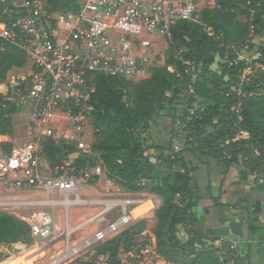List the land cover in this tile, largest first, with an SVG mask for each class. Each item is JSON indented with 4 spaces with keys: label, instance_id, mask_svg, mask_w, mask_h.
<instances>
[{
    "label": "trees",
    "instance_id": "1",
    "mask_svg": "<svg viewBox=\"0 0 264 264\" xmlns=\"http://www.w3.org/2000/svg\"><path fill=\"white\" fill-rule=\"evenodd\" d=\"M50 1L55 9L77 6L74 0ZM1 18L8 20L7 15ZM257 37L261 41L254 43L252 39ZM243 47L252 53L250 63L239 57ZM27 60L23 50L0 40V82L11 68H23ZM214 64L217 69L212 68ZM255 65L258 68L245 76L238 92L244 70H253ZM191 74L196 75L191 83L193 93L188 90ZM89 102L95 135L92 150L98 153L106 176L128 192H147L162 200L154 212L152 230L158 258L171 264H237L194 247L195 241L203 239L193 211L201 195L191 174L196 166L186 153L217 159L224 173L240 167L236 184L246 183L255 173L253 188L264 190V0H216L215 7L199 11L197 22L176 21L167 39L163 65L152 66L148 76L136 81L123 75L96 74ZM194 102L197 108L190 112ZM17 108L21 109L0 106V135L12 133V115ZM159 116H168L181 126L171 131L165 147L150 134ZM243 132L248 137H237ZM40 145L52 171L62 165V156L76 148L51 135H45ZM175 145L180 146L178 151ZM0 149L10 152L12 145ZM83 161L81 157L74 160L77 167ZM253 216H249L248 226L253 235L259 232L262 240L264 229ZM144 224L140 221L105 241L97 247V254H107L111 262H118L120 247L131 249ZM180 225L187 227L185 241L177 236ZM29 241H33L29 225L0 211V244ZM243 243L242 248L249 251L252 241ZM3 258L0 251V261Z\"/></svg>",
    "mask_w": 264,
    "mask_h": 264
},
{
    "label": "built area",
    "instance_id": "2",
    "mask_svg": "<svg viewBox=\"0 0 264 264\" xmlns=\"http://www.w3.org/2000/svg\"><path fill=\"white\" fill-rule=\"evenodd\" d=\"M74 2L75 9H55L50 0H0V40L23 50L31 61L24 74L11 75L5 86L0 84V106L20 107L41 127L48 126L52 115L66 114L68 132L63 137L70 144L78 142V133L83 132V120L92 114L93 106L89 101L96 74L134 78L148 73L151 60L135 54L138 46H148L149 39L153 38L168 39L176 21L197 22L203 7L216 6V0H202L200 7L198 0ZM2 15H7L8 20H3ZM188 70L185 72L189 73ZM190 77L188 90L193 93L191 83L196 75ZM238 86L240 92L242 82ZM196 108L193 104L189 110L192 112ZM237 137L248 135L243 132ZM178 149L174 146L175 151ZM74 152L77 156L72 158H83L82 165L77 167L73 160L57 167L53 173L51 169L47 173L44 170L46 164H41L43 151L40 144L10 152L0 149V185L8 191L35 190L46 196L41 201H0V206L75 204L81 185L91 179L103 180L106 193H110L114 182L106 176L100 158L97 156L96 161L92 157L91 146L79 143ZM55 195L64 199H54ZM116 201L105 209L119 208L112 221L102 226L104 219L96 218L98 227L91 235L76 243H65L46 264H68L93 245L128 228L132 222V210L128 207L138 205L140 200ZM261 218L264 221V217ZM22 220L29 225V236L33 241L52 242L54 220L50 212L38 210ZM240 242L227 238L202 239L195 241L194 247L213 251L220 261L227 257L228 263H234L239 256ZM123 262H111L102 256L89 264H129L127 260Z\"/></svg>",
    "mask_w": 264,
    "mask_h": 264
},
{
    "label": "rangeland",
    "instance_id": "3",
    "mask_svg": "<svg viewBox=\"0 0 264 264\" xmlns=\"http://www.w3.org/2000/svg\"><path fill=\"white\" fill-rule=\"evenodd\" d=\"M199 7L203 5L202 0H198ZM150 44L146 47L138 46L135 51L136 55H144L149 57L151 60L152 66H160L164 64V51L167 46L166 38H153L149 39ZM252 41L254 43H259L261 38H253ZM252 53L247 50V47H243L239 49V57L245 58L247 62H251ZM256 58V56H253ZM31 64V61L28 59L23 68H11L7 73V77L5 81L0 82L3 86L6 85L7 78L11 75H19L24 74L28 70V66ZM213 69H217V65H212ZM258 68V65H255L253 70L251 67H248L244 70L242 76L240 77L241 82L244 83L246 80L245 76L249 74H253L254 71ZM149 75V72L138 77L129 78L134 81L142 79ZM250 79V77H249ZM195 107H197L196 102H194ZM190 111V110H189ZM66 118L64 113H58L57 117L50 122L51 125H54L58 131L51 130L48 126L41 127L36 125L33 121H31L30 117L27 113L17 108L15 113L12 115V127L13 131L11 134H5L0 136V147L4 144H11L12 149H25L29 146H37L41 143L42 139L45 135H51L56 140L64 139L63 135L68 132L65 129L66 122L63 120ZM92 117L86 118L83 120L82 130L83 132L78 133V142L72 143L77 147L80 144L90 145L91 152H93L92 157L98 161L97 156L98 153L92 150V146L95 143V135L93 134L92 128ZM63 125H62V124ZM181 126L178 123H172L171 118L168 116H159L155 120V123L152 125L150 129L151 135H157L160 138L170 139V133L173 129L179 130ZM62 129V130H61ZM168 141V140H167ZM71 143V142H70ZM159 143V141H158ZM163 143V141H162ZM164 144V143H163ZM162 145V144H161ZM178 146V145H175ZM180 149V146H178ZM178 149V150H179ZM86 156V155H85ZM84 156V157H85ZM74 159L69 157V155H64L61 158L62 164L66 165L71 163ZM92 160V159H90ZM46 163L44 156L41 158V164ZM55 170V169H54ZM50 171L49 165L47 166L46 172ZM53 173V171H50ZM198 176V175H197ZM200 176L197 177V182L199 183ZM103 180H90L88 183H83L81 185V190L79 193V200L75 204L65 205L61 203L60 205H7L0 206V211L10 213L20 219L28 216L30 213H33L38 210H46L50 213L53 212L54 216V230L52 235V242H40V241H29V243L20 242L21 244L16 242V245H4L0 244V251L3 253L4 258H7L9 254H17L19 256L24 255L29 248L33 249V252L36 253L38 249L30 247L36 246L40 248L42 254L40 257L36 258L32 263L28 262L25 264H46L51 261L52 257L60 251L65 243H76L84 239L85 237L91 235L98 227V224L95 222L96 218H103L104 220L100 225H105L112 221L114 217L118 213V207L105 211L107 206L114 203L119 199H127L134 198L140 200V203L130 205L128 209L132 210V222L131 226L139 223L140 221H144V229L138 234L134 240V246L131 247L128 251H123L120 247V251L118 252V261L127 260L129 264H163L159 262V258L156 257L155 253L152 249V230L156 223V218L154 211L158 207L157 199L147 192H128L123 187L114 183L113 188L110 190V193H105V187L102 182ZM6 192L14 194V196L9 197ZM54 199L62 200L63 196L55 195ZM69 198H72L69 197ZM68 198V199H69ZM46 196L44 193L35 190H23V191H8L5 190L0 185V201H27V200H44ZM117 202V201H116ZM115 202V203H116ZM209 212L212 211L211 207H208ZM257 225L261 226L264 229V221L261 219L258 220ZM181 228L178 233L182 236V240L187 236V227L185 225H180ZM120 233V232H119ZM117 233V234H119ZM259 233V232H257ZM117 234H114L117 235ZM112 236L111 238H113ZM180 236V237H181ZM259 235H253V233H249L251 243V250L246 251L244 261L246 264H264V240L257 241ZM184 237V238H183ZM110 238V239H111ZM64 240V243L62 242ZM109 240V239H108ZM107 241V240H106ZM103 242H99L97 245H93L89 249H87L80 257L76 260L68 263V264H89L93 260L98 257H108V255H99L97 254V247L101 245ZM245 246V245H244ZM240 245H238L237 249L240 250ZM37 255V253H36ZM127 257H126V256ZM11 256V255H10ZM14 256V255H13ZM26 259V258H25ZM109 259V257H108ZM238 259V258H237ZM6 260V259H5ZM110 260V259H109ZM237 263V262H236ZM0 264H6L3 261ZM238 264V263H237Z\"/></svg>",
    "mask_w": 264,
    "mask_h": 264
},
{
    "label": "crops",
    "instance_id": "4",
    "mask_svg": "<svg viewBox=\"0 0 264 264\" xmlns=\"http://www.w3.org/2000/svg\"><path fill=\"white\" fill-rule=\"evenodd\" d=\"M56 117L57 114L51 116L48 127L51 130L58 131V129L54 125L50 124V122H52L53 119H55ZM66 118H64L63 123L64 121L66 122ZM65 129H67V127ZM151 136L155 139L157 144L159 145L162 144L161 146L163 147L167 146V144L170 141L169 135L167 139L168 141L164 138L158 137L157 135L155 136L151 135ZM162 141L164 144L162 143ZM76 156L77 154L75 152L72 153L71 155L69 154V157L74 158ZM186 156L188 160L192 161L194 166H196L195 172H192L191 174L194 175V179L199 187L201 200L199 205L195 207L193 211L198 218L197 229L202 235L203 239L206 240L212 238L215 239L227 238V239L235 240V238H233L229 232L228 222L230 219H242L244 222L242 231L244 235L247 237L246 242L249 241L250 240L249 233H252L248 226L250 222L249 216H251L252 214V211H250L251 205L255 204L257 201H261L262 203H264V190L253 188L254 184L252 180L256 177V174L255 173L250 174L248 177V181L246 183L236 184L235 182L237 181L238 169H240V167H231L226 173H224L218 160L213 157L203 156L200 154L194 155L192 152H187ZM45 164L46 166H48L47 162ZM46 169L47 168L44 169L45 172ZM197 175L200 176L199 183L197 182V177H198ZM258 177H259V181H261L262 177L260 175ZM6 194L9 197L14 196V194L12 193L6 192ZM151 195L157 199L158 207H159L162 203L161 198L154 194ZM208 207H211L212 211L209 212ZM254 213L255 211L253 212V214ZM51 214L53 215V212ZM261 217H264V214H261L260 218ZM53 220H54V216H53ZM178 228L180 230L181 226H179ZM255 235H259V233H256ZM177 236L181 241H185L187 238L186 236V238L182 240V236L179 235L178 232H177ZM259 240L261 239L258 236L257 241ZM151 242H152L153 252L158 258V255L155 252V242H154L153 234H152ZM243 242L245 241H242L239 244L240 254L237 257L238 259L236 258V262L238 264H246V262L244 261V257L246 251L248 250H244L242 248V245L245 244ZM17 243L21 244L20 242ZM12 245H16V243H13ZM21 245L23 246V244ZM30 247L38 249L36 251L37 255L35 252H33V249L29 248V250L22 256H19V253L13 254L14 256L12 254H9L7 258H3L1 261L4 260L6 264H25L28 262L32 263L36 257L41 256L42 252L40 248L36 246L31 245ZM249 250H251V247L249 248ZM157 261L162 262L163 264H171L165 262L162 259H159Z\"/></svg>",
    "mask_w": 264,
    "mask_h": 264
},
{
    "label": "water",
    "instance_id": "5",
    "mask_svg": "<svg viewBox=\"0 0 264 264\" xmlns=\"http://www.w3.org/2000/svg\"><path fill=\"white\" fill-rule=\"evenodd\" d=\"M255 208V213L252 211L254 221H258L260 219V215L264 214V203L261 201H257L255 204L251 205V208ZM251 214V215H252ZM244 226V222L242 219H230L228 222L229 232L233 238L239 241H246L247 237L244 235L242 228Z\"/></svg>",
    "mask_w": 264,
    "mask_h": 264
},
{
    "label": "flooded vegetation",
    "instance_id": "6",
    "mask_svg": "<svg viewBox=\"0 0 264 264\" xmlns=\"http://www.w3.org/2000/svg\"><path fill=\"white\" fill-rule=\"evenodd\" d=\"M250 211H255V208L254 207L250 208Z\"/></svg>",
    "mask_w": 264,
    "mask_h": 264
},
{
    "label": "bare ground",
    "instance_id": "7",
    "mask_svg": "<svg viewBox=\"0 0 264 264\" xmlns=\"http://www.w3.org/2000/svg\"><path fill=\"white\" fill-rule=\"evenodd\" d=\"M62 242L64 243V240ZM36 258H38V257H36ZM36 258H35V260H36Z\"/></svg>",
    "mask_w": 264,
    "mask_h": 264
}]
</instances>
